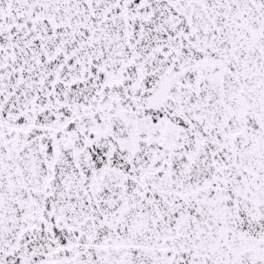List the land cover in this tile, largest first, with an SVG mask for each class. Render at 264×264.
Instances as JSON below:
<instances>
[{
	"label": "snow or ice",
	"instance_id": "obj_1",
	"mask_svg": "<svg viewBox=\"0 0 264 264\" xmlns=\"http://www.w3.org/2000/svg\"><path fill=\"white\" fill-rule=\"evenodd\" d=\"M0 264H264V0H0Z\"/></svg>",
	"mask_w": 264,
	"mask_h": 264
}]
</instances>
